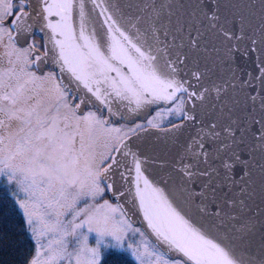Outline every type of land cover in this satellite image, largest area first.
Segmentation results:
<instances>
[{"label":"snow or ice","instance_id":"snow-or-ice-1","mask_svg":"<svg viewBox=\"0 0 264 264\" xmlns=\"http://www.w3.org/2000/svg\"><path fill=\"white\" fill-rule=\"evenodd\" d=\"M0 264H264V0H0Z\"/></svg>","mask_w":264,"mask_h":264}]
</instances>
